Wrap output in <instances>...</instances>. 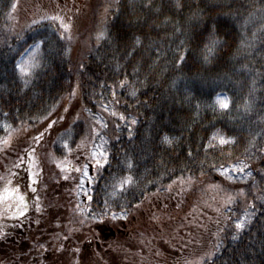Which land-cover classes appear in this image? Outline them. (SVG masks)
<instances>
[{
    "label": "trees",
    "instance_id": "obj_1",
    "mask_svg": "<svg viewBox=\"0 0 264 264\" xmlns=\"http://www.w3.org/2000/svg\"><path fill=\"white\" fill-rule=\"evenodd\" d=\"M6 126L25 132L20 166L47 170L26 176L30 264H264V0H0ZM76 161L94 167L84 192ZM115 214L126 233L98 254L88 223Z\"/></svg>",
    "mask_w": 264,
    "mask_h": 264
},
{
    "label": "flooded vegetation",
    "instance_id": "obj_2",
    "mask_svg": "<svg viewBox=\"0 0 264 264\" xmlns=\"http://www.w3.org/2000/svg\"><path fill=\"white\" fill-rule=\"evenodd\" d=\"M14 163L17 164L14 165ZM12 169H14V172L11 171ZM92 175L93 173L91 170V176ZM26 176L28 177V174L26 173L24 162L22 167L18 160L9 165L8 160L2 157L0 160V256H3L4 259L0 257V264H30L29 256H31L32 253L30 246L25 245L26 241L29 239V224L33 211L30 207V201L28 200L30 192L29 180ZM15 187L19 189L18 191L14 189L17 191L15 197L3 195L6 190ZM21 197L23 201H21ZM123 223L124 222H121L120 226L122 229H120V232L125 234V230L128 227L122 225ZM102 227L103 230L99 229L100 236H102L100 240L109 239L110 235L105 232L103 233V231H106V227ZM23 228L27 229V233L21 235L20 231ZM19 242L22 243L19 245ZM22 245V250L15 251L13 249L14 247L20 248ZM97 246L100 247V243H97Z\"/></svg>",
    "mask_w": 264,
    "mask_h": 264
},
{
    "label": "rangeland",
    "instance_id": "obj_3",
    "mask_svg": "<svg viewBox=\"0 0 264 264\" xmlns=\"http://www.w3.org/2000/svg\"><path fill=\"white\" fill-rule=\"evenodd\" d=\"M106 9H104L103 11H101V15L99 16L98 20H99V23H101V25H99V27H103L105 22H106V19H107V14L106 12H104ZM88 24V21L86 22V25ZM41 46L42 44L41 43H35L33 44L32 46H30V48L21 56L19 57V61H18V67L25 75H28L30 73V71L33 69V67L36 65V62H37V57L41 51ZM216 102V104L221 108V109H226V108H223L221 107V103L223 102H226L228 105H229V96L227 95V93H220L216 96V99L214 100ZM5 131L7 132V135L4 136V137H1L0 138V150H1V154L2 157L5 158V160H8L9 162V165L12 164V162H16L18 160V154H19V151H18V148L16 146L17 144V141L24 135L25 132L23 133H14L12 132V129L10 128V126H6L5 127ZM40 138V136L38 135V139ZM37 139V140H38ZM40 142V144L43 142L41 140H38ZM34 144L36 142V140L32 141ZM63 145L64 146H67L68 145V141H64L63 142ZM106 146L104 145V143L102 145H99L97 146V148L95 149V151H93L92 153V160L94 161H102L104 160V158L107 157V148H105ZM29 149H33V145L30 141V144L28 146ZM101 153L103 155H101ZM31 154L30 152L27 153V156L30 160H26L24 163H25V170H26V173L28 174V177L29 175H34V176H37L39 175L42 170L44 169L45 173H47L46 171V166L40 162V160H37V159H34V161L31 159ZM34 156H36V158L39 156L38 153L36 154H33ZM70 157H72L74 160L77 159V156L76 153L75 154H70L69 155ZM2 157L0 158V160L2 159ZM77 163H75L76 165L74 166V168H77L78 172H79V176H80V173H83L84 177H82V179L80 180V183L82 184L81 187H84L86 182L89 180V168L88 166H81L80 162L79 161H76ZM17 163H14V165H16ZM40 164V165H39ZM35 165L36 166V172H33L34 170L32 169V166ZM54 168V170H58V172L60 171H66V170H69L70 167L69 166H64L62 163H57L55 166L52 165ZM52 168L49 169V171L52 170ZM79 168V169H78ZM48 171V172H49ZM67 172V171H66ZM222 174L229 180H232L235 181V182H243L245 180L248 179V175H249V172H244L243 169L241 167H234L232 169H226V170H223L222 171ZM36 181H39V179L36 178ZM16 189L17 191L19 190L17 187L13 188V189H8L6 190V192L3 193V195L5 196H8V197H15L16 196ZM30 189V187H29ZM82 190L84 188H81ZM84 191V190H83ZM98 221V219H94L93 221H89L90 223H88L89 227L92 226L93 223H96ZM118 222L114 223V222H111V223H104L103 226H105L106 228V231H103V233H107L108 235H110V239H116L118 240L121 236H122V233L120 232V229H122L121 226L117 225ZM80 225V224H79ZM81 228H78L76 229L77 231L78 230H82L83 226L80 225ZM118 227H119V230H118ZM103 230V229H102ZM91 231H94L96 232L95 230H91ZM109 238V237H108ZM109 240H100L99 243H101V246L100 247H94L93 250H95L98 254H99V251L101 249V247H104L106 245V243H108ZM108 246V245H107ZM95 264H99V263H95Z\"/></svg>",
    "mask_w": 264,
    "mask_h": 264
},
{
    "label": "snow or ice",
    "instance_id": "obj_4",
    "mask_svg": "<svg viewBox=\"0 0 264 264\" xmlns=\"http://www.w3.org/2000/svg\"><path fill=\"white\" fill-rule=\"evenodd\" d=\"M65 27H67V26H65ZM221 107H223V108H227L228 107V104L226 103V102H223V103H221ZM135 121H133V123H134ZM166 140H167V138H165ZM226 141H224V140H221V143H225ZM101 155H103L102 153H101ZM97 163H99V161H97ZM34 190V189H33ZM21 201H23V198L21 197ZM21 214H23V213H21ZM237 227L238 228H242L243 227V225L242 224H238L237 225Z\"/></svg>",
    "mask_w": 264,
    "mask_h": 264
}]
</instances>
